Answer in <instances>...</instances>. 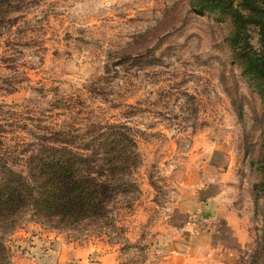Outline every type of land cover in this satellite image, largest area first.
I'll use <instances>...</instances> for the list:
<instances>
[{"label":"rangeland","instance_id":"rangeland-1","mask_svg":"<svg viewBox=\"0 0 264 264\" xmlns=\"http://www.w3.org/2000/svg\"><path fill=\"white\" fill-rule=\"evenodd\" d=\"M189 0H13L0 26V154L126 125L139 161L108 217L53 228L29 210L7 264H264L255 168L264 100ZM69 146L84 151V144ZM38 260V263L34 259Z\"/></svg>","mask_w":264,"mask_h":264},{"label":"trees","instance_id":"trees-1","mask_svg":"<svg viewBox=\"0 0 264 264\" xmlns=\"http://www.w3.org/2000/svg\"><path fill=\"white\" fill-rule=\"evenodd\" d=\"M13 0H0V26L10 22ZM202 10L225 19V45L264 100V0H189ZM123 124L109 125L71 138L55 130L39 142L26 160V174L12 168L0 154V264H7V246L1 240L29 210L51 227H74L108 217L109 206L121 193L135 188L129 179L139 157L133 137ZM83 143L84 151L69 144ZM253 191L264 197V143L251 162ZM264 229V204H258Z\"/></svg>","mask_w":264,"mask_h":264},{"label":"crops","instance_id":"crops-1","mask_svg":"<svg viewBox=\"0 0 264 264\" xmlns=\"http://www.w3.org/2000/svg\"><path fill=\"white\" fill-rule=\"evenodd\" d=\"M34 260L36 261V263H38V260H37L36 258H35ZM38 264H40V263H38ZM50 264H51V263H50ZM53 264H56V263L54 262Z\"/></svg>","mask_w":264,"mask_h":264}]
</instances>
